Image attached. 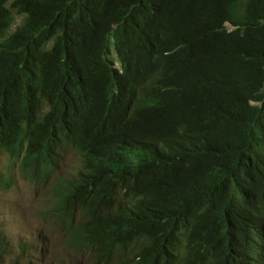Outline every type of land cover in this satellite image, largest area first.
Listing matches in <instances>:
<instances>
[{"label": "trees", "instance_id": "trees-1", "mask_svg": "<svg viewBox=\"0 0 264 264\" xmlns=\"http://www.w3.org/2000/svg\"><path fill=\"white\" fill-rule=\"evenodd\" d=\"M12 10L24 19L0 51L9 68L0 65V147L9 142L3 124L40 118L28 95L48 91L65 106L67 130L82 129L96 144L89 168L127 183L117 199L110 195L113 214L138 217L158 204L153 232L168 242L192 228L189 259L198 264L206 257L198 240L218 246L228 233L222 216L264 237V0H0V29ZM44 28L57 34L49 53L40 49ZM61 72L76 82L70 97L53 83ZM151 162L159 179L148 180ZM21 164L37 180L52 169L45 154ZM69 188L46 209L63 225L72 214L65 199L76 197ZM189 195L198 211L188 209ZM64 227L74 238L76 228Z\"/></svg>", "mask_w": 264, "mask_h": 264}, {"label": "clouds", "instance_id": "clouds-1", "mask_svg": "<svg viewBox=\"0 0 264 264\" xmlns=\"http://www.w3.org/2000/svg\"><path fill=\"white\" fill-rule=\"evenodd\" d=\"M11 18H5L4 27L0 29V51L3 49L4 41L18 34V28L24 19L23 14L14 10L11 12ZM226 26L229 30L235 28L229 23H226ZM40 34V49L44 53L52 52L58 44L57 34L45 28ZM108 52H111L113 67L119 69L116 48L112 46ZM0 65L9 69L2 57ZM57 76L58 78L53 83L58 84L64 95L70 97L76 91L74 78L68 72H61ZM92 93H97V90L90 89L86 95ZM28 99L38 105L40 118L25 115L5 122L3 131L5 141L9 142L6 147H0V153L6 152L14 163L20 164L22 170L21 163L26 156L45 154L49 164L53 166L51 171L57 166L62 151H73L77 154V168L72 175L68 178H61L56 183L57 191L63 189L71 192L69 186L74 184L76 186L74 191L76 197L70 201L65 199L63 205L68 208V211H72L70 223L63 225L62 217L57 210L46 211V209H52L59 192H56L50 206L42 210L44 216L53 214L58 225L65 231L64 245L71 249L72 256H84L85 264H198L189 259L188 239L191 235L196 239L192 228L186 231L180 230L179 236L172 235L168 242L166 234L159 235L153 232L157 224L155 218L158 204L140 213L138 217L131 213L113 214L109 206L110 202L115 201L110 199V195L113 200L117 199L118 194L128 188L127 183L123 182V178L119 176L105 180L89 168V165H96L99 154L97 146L85 137L82 129L73 132L67 130L66 118L63 117L65 106L56 104L58 101L52 97V94L48 91L41 93L39 90L38 96L31 94L28 95ZM249 105L262 106L258 101H251ZM85 107L91 110L94 106ZM153 166L156 171L146 172L148 180H150V175L154 179H159L155 164ZM27 177L31 178L29 181L37 180ZM107 190H109V195L100 200ZM186 198H188V209H193L194 212L200 209L201 204L196 196L189 195ZM167 203L180 212L178 206ZM221 218L226 222L228 233L220 238L218 246L209 244L204 239L198 240L206 252V257L204 256L200 264H221V262L224 264H255L257 261L264 264L263 232H251L245 235L223 216ZM196 219L203 220V212H199ZM64 226L76 228L74 238L68 236L69 231ZM124 228V232L119 235ZM25 232L19 229L8 232L0 227V264H67L63 258L43 257L42 250L45 243ZM126 234L131 238H122ZM164 244L167 245L164 246ZM257 253H260L261 257Z\"/></svg>", "mask_w": 264, "mask_h": 264}, {"label": "rangeland", "instance_id": "rangeland-1", "mask_svg": "<svg viewBox=\"0 0 264 264\" xmlns=\"http://www.w3.org/2000/svg\"><path fill=\"white\" fill-rule=\"evenodd\" d=\"M76 157L73 151H62L47 179L29 181L20 164L6 152L0 153V227L8 232L25 230V234L45 243L43 257L63 258L67 264H85L84 256H72L71 249L64 245L65 231L53 214L44 216L42 210L53 202L58 180L70 177L77 168Z\"/></svg>", "mask_w": 264, "mask_h": 264}, {"label": "bare ground", "instance_id": "bare-ground-1", "mask_svg": "<svg viewBox=\"0 0 264 264\" xmlns=\"http://www.w3.org/2000/svg\"><path fill=\"white\" fill-rule=\"evenodd\" d=\"M160 2V1H159ZM161 4H162V2H161ZM7 103V102H6ZM11 107H14V106H11ZM7 109V108H6ZM3 130V129H2ZM53 167V166H52ZM258 255H260V253L258 254ZM260 257H261V255H260Z\"/></svg>", "mask_w": 264, "mask_h": 264}]
</instances>
